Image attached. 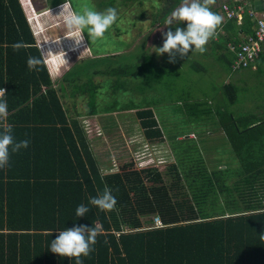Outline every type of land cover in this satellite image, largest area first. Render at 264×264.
<instances>
[{"label":"trees","instance_id":"obj_1","mask_svg":"<svg viewBox=\"0 0 264 264\" xmlns=\"http://www.w3.org/2000/svg\"><path fill=\"white\" fill-rule=\"evenodd\" d=\"M132 1L136 0H96L95 5L99 12L108 7L118 12L117 6ZM172 1L167 0L166 8L156 10L155 17L160 15L156 23L165 22L183 2L175 0L169 6ZM225 1L230 2L215 0L211 10L222 15L220 3ZM249 1L256 5L257 0ZM151 2L156 4L157 0ZM53 3L57 7L64 1ZM256 6L264 5L257 2ZM32 15V20H38V14ZM121 21L135 25L132 16L129 19L125 12H118L117 22L100 40L111 38L118 48L128 45L129 42L119 39L123 33H129L127 27L119 24ZM256 24L248 11L240 24L224 19L217 36L205 46L206 51L210 50L218 61L227 62L232 71L261 63L264 43L260 57L241 69L232 67L236 54L231 45L238 48ZM83 34L92 56L74 62L54 83L45 59L39 71L27 67L29 56H40V47L21 1L0 0V87L5 89L3 99L9 113L6 120H0V133L11 125L16 142H30L27 148L10 152L9 166L0 168V264H76L75 258L51 252V241L73 226L94 227L97 223L103 226L104 233L97 237L94 251L81 257L83 264H264V112L260 116L233 114L229 109L236 95L231 84L224 85L223 98L216 103L194 98L183 88L175 89L178 92L170 103L165 94L157 98L155 90H150L154 74L158 80L159 73L165 71L162 78H166L172 71L167 67L168 56L157 59L146 54L141 67L121 63L116 69L107 70L115 75L114 90L126 89L140 97L131 96L124 103L112 100L105 109H136L145 136L153 143L168 140L174 160L166 166L169 183L157 166L138 170L132 162L118 172L103 174L77 118L80 114L70 115L64 101L67 94L72 98L78 96L87 99L86 114L98 112L97 86L82 78L87 77L90 63L101 62L110 53L98 54L95 43L100 40L91 42L88 33ZM17 42L26 46L14 51ZM79 64L82 66L78 73L71 76L70 72ZM194 69L197 74L208 72L207 65ZM161 102L167 103L163 112L157 106ZM169 103L170 109L194 127L204 123L215 131L221 130L226 145L232 148V160L216 165L226 168L208 166L200 155L190 153L194 146L188 141L197 140L194 130L184 132L186 136L169 135V117L164 114ZM173 139L181 141L179 148ZM211 148L214 149L213 145ZM106 188L117 199L111 212L89 203ZM225 191L227 205L218 209L213 200L218 192ZM81 204L89 212L76 217V208ZM154 216H160L165 225L153 227Z\"/></svg>","mask_w":264,"mask_h":264},{"label":"rangeland","instance_id":"obj_2","mask_svg":"<svg viewBox=\"0 0 264 264\" xmlns=\"http://www.w3.org/2000/svg\"><path fill=\"white\" fill-rule=\"evenodd\" d=\"M63 1L65 0H60V2ZM95 1L96 0H70V3L73 10L82 13L85 7L97 11L99 7H96ZM35 2L44 4V7L49 8L50 4L48 3L51 2V0H36ZM139 2L142 3L138 5ZM174 2L175 0H173L169 6ZM260 2H263V0H260ZM117 5H119V1ZM167 5V0H157L156 4H153L151 0H136L126 2V4L121 5L122 7L117 6L119 14L125 12L126 17L131 19L132 16L135 21L133 27L126 23V21H121V23H119L129 30V33H123L119 36V39L129 43L124 47L122 46V48L119 47V49L117 46L113 45L114 42H112L111 38L97 41L95 47L97 51H99L98 54L105 52V54L110 53V55L105 57L107 59L106 61L104 58L101 62L90 63L87 69V77L82 78L83 81L84 79L92 80L97 86V114H86L89 108L87 99H81L78 96L72 98L69 94L64 98L65 105L69 107V114L72 116H76L78 113L80 114L77 118L85 129L90 148L94 152L103 174L118 172L126 163H134V169L138 170L143 168L146 164H152L157 166L158 170L163 174L164 180L169 183L170 178L165 176L167 170L166 166L169 162L174 160L171 148L167 145L168 140L161 143H153L145 136L140 120L136 115V109H105L106 105L112 100L118 99L119 102L124 103L128 102L131 96L136 98L140 97L139 93L135 92L131 94V91L126 89H124L125 91L114 90L113 85L116 83L114 80L115 75H112L109 71L107 72V70L116 69L121 63L126 64V66L140 65L141 67L142 60L146 54H152L156 56L157 59L163 55L168 56L165 58L167 60V67L172 71L169 72L166 78H162L165 71L163 74L159 73L158 78L160 80H155L156 75L154 74V79L151 83L152 88L150 90H155L154 92L157 93V95H155L157 98L159 94H165L167 101L170 102L171 99L175 98L176 92H178V90L175 89L183 88L185 91L193 93L194 98L216 103L217 100H222L223 98L224 85L231 84L232 88H234L232 93L236 95V100H234L236 103L233 102L230 104L231 108L229 109L233 114L252 113L260 116V114L264 112V60L261 63L248 67V69L232 71L227 62L218 61L215 56L210 53V50H207L205 52L207 54L205 55H203L204 53L189 52L187 59L185 57L181 58L180 56H176V60L177 58L178 60L175 63H169V55L167 53L157 54L156 48L162 47L164 42L163 33H166L169 28L165 26V22H155L160 17V15L155 17V12L159 7L166 8ZM59 7L53 11L40 12L37 15L38 20H36V18L31 20V26L36 33L35 35L40 47L42 46L45 51L50 50L47 55H51V63L64 61L60 51H64L66 54L65 59L68 64L62 67L61 73L58 75H54L53 71V74L50 73L54 83L69 70V67L74 62L92 56L90 55L91 50L89 45L84 49H74V41L66 38L67 31L63 23V18L58 15L61 10ZM158 14H162V11H159ZM28 16L32 19L33 15L31 9L28 12ZM36 21L40 23V29H38ZM184 24L185 23L181 22L179 25L175 26L186 29V25ZM175 26H170L173 32L175 31ZM220 32H223V30H220ZM58 41L59 43H57ZM108 50H110V52H107ZM228 58H230V56H228ZM206 65L208 66V72L197 74L198 72H196L194 66L200 67ZM81 66L82 64L77 65L75 69L70 72L71 76H75ZM94 71L95 73H93ZM170 80L172 83H170ZM163 84H165L166 87L163 86ZM130 87L131 85H129V88ZM73 102H75V104H73ZM170 103L164 114L169 117L166 127L172 138L178 134L186 136L184 132L194 130L195 133L197 132V140H195V142L188 141V143L192 142V146H194L192 147V151H190L193 156L200 155L208 166L216 165L218 162H229L232 160V148L230 145H226V136L221 130L215 131L212 129L211 125L204 123L199 124L197 128L194 127L192 123L189 124L184 121L180 114L170 109ZM166 104L165 102H161L157 105L160 112L165 110ZM189 127L194 128L189 129ZM190 137L194 138L195 135L191 133ZM172 141L175 147L179 148V143L181 141L175 139ZM182 142L186 143L185 139H183ZM212 145L214 149L211 148ZM229 152L230 155H228ZM177 153H180V151ZM181 154L185 155L182 152ZM215 168L221 170L226 168V166L216 165ZM227 195L228 193L226 191L224 193H217L216 200H213L217 201V208L227 205Z\"/></svg>","mask_w":264,"mask_h":264},{"label":"clouds","instance_id":"obj_3","mask_svg":"<svg viewBox=\"0 0 264 264\" xmlns=\"http://www.w3.org/2000/svg\"><path fill=\"white\" fill-rule=\"evenodd\" d=\"M241 1L245 2L246 5L248 4L247 8L251 6L259 12L264 8V6L261 8L256 6L257 2H260V0H254L256 1V5L253 4V6L248 0ZM214 3L215 0H183L182 4L173 10L171 15L165 20V26H175L179 25L181 22H186V29L175 26V31L173 32L172 27H169V30L163 33L164 42L162 47L156 48L157 54L167 53L169 55V63H175L176 54H179V56L183 58L188 56L189 52L205 53V46L211 39L217 36L218 29L221 27L223 20H229L225 17L221 9V4L224 2L220 3L222 15L211 10L210 6ZM260 3L264 5V0ZM58 15L63 18V23L67 31L66 38L74 41V49H79L82 46L86 48L87 43L83 35L85 31L88 33L91 42L103 39L105 33L118 19L117 9L113 7H108L103 12L85 7L81 13L73 10L70 0H65ZM243 15L244 14H242V16ZM27 18L31 24L32 19L28 15ZM254 18L257 20L256 28L258 19L256 17ZM232 19L236 20L235 18ZM36 24L38 29H40V23L36 21ZM34 34L36 33L34 32ZM57 43H59V41ZM38 45L40 47L39 43ZM25 46L23 42H17L13 45V49L14 51H19ZM48 51H45L41 46L39 57L29 56L27 59L28 69L30 71H39V66L42 65L45 59L49 72L53 74V71L54 75L60 74L62 67L68 64L65 59V52L60 51L64 60L63 62L51 63V55H47ZM5 94V90L0 88V120H6L9 115L7 101L3 99ZM29 143L27 139L16 142L12 134L11 125H6L3 132L0 133V168L9 166L10 152L15 153L22 148H27ZM89 203L101 211L111 212L117 205V199L112 195V190L106 188L101 195L91 198ZM88 212L89 208L81 204L76 208L75 215L76 217H83L86 216ZM103 233L104 228L99 223L94 227H88L86 225L73 226L70 229L61 231L58 236L51 241L49 248L51 252L61 257H68L70 259L75 258L76 264H83L81 257H88L90 253L94 251L93 246L97 243V237Z\"/></svg>","mask_w":264,"mask_h":264},{"label":"built area","instance_id":"obj_4","mask_svg":"<svg viewBox=\"0 0 264 264\" xmlns=\"http://www.w3.org/2000/svg\"><path fill=\"white\" fill-rule=\"evenodd\" d=\"M247 6L248 4L246 5V3L241 0H230V2H224L221 4V9L227 19L235 18L237 22L240 23L242 14H244L245 11H248L251 16L258 19V25L255 28V31L244 36L243 40L238 44V48L231 45V49H233L236 54L232 64V67L235 70L248 66L259 57L260 52L263 49L264 8L259 12L251 6L248 8ZM153 220V227H163L165 225L160 216H154Z\"/></svg>","mask_w":264,"mask_h":264},{"label":"crops","instance_id":"obj_5","mask_svg":"<svg viewBox=\"0 0 264 264\" xmlns=\"http://www.w3.org/2000/svg\"><path fill=\"white\" fill-rule=\"evenodd\" d=\"M20 1H21L22 6H23L24 9H25V12H26L27 15H28V12L30 11V9H32V12H33V13L38 14V13H40V12L53 11V10H55V9H58L59 6H62V5H63V3H62V4H60L59 6L55 7L53 1H59V0H51V2L48 3V4L51 5V7H50V5H49V8L44 7V4H40V3L35 2L36 0H25V2H24V0H20ZM64 2H65V1H64ZM25 4H26L28 7H26ZM60 8H61V7H59V9H60ZM42 10H45V11H42ZM80 49H84V46H82V47L79 48L78 50H80ZM99 136H100V135H99ZM107 140H108V139H107ZM150 166H155V165H152V164H146V165H144L143 168H141V169L150 168ZM107 174H108V173H107Z\"/></svg>","mask_w":264,"mask_h":264}]
</instances>
